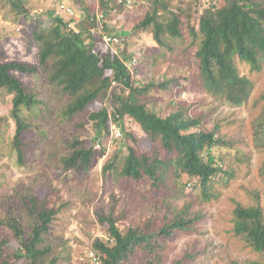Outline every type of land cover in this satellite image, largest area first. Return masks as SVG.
<instances>
[{
	"label": "trees",
	"instance_id": "16d2710c",
	"mask_svg": "<svg viewBox=\"0 0 264 264\" xmlns=\"http://www.w3.org/2000/svg\"><path fill=\"white\" fill-rule=\"evenodd\" d=\"M133 1V6L128 8L118 0H100L101 11L105 14L103 32L121 35L124 44L128 42V34L110 29L106 15L112 2L132 11L139 3V0ZM223 1L221 6L214 5L204 12L198 31L189 27L192 46L197 48L198 71L185 78L186 84L178 85L184 91L187 87L200 88L238 107L248 102L254 90L253 81L241 74L239 64H247L253 71L264 69V2ZM149 2V11L135 25L134 32H152L157 44L165 49V53H170L173 48L169 42L183 43L185 40L183 16L166 0ZM14 7L20 13H27L21 4L14 3ZM94 10L93 5L89 11L86 9V20L78 24L79 32L70 29L69 22L54 18L52 12L51 24L34 31L39 45L36 64L0 63V97H13L11 118L16 123L13 148L19 162L24 164L31 149V144L26 142L31 121L45 106V102L30 92L13 72L49 75L51 86L69 97L64 116L71 120L96 102H108L107 106L89 115L96 130L94 137H74L67 142L68 154L60 158L53 171V177L60 182L85 175L105 155L111 124L116 123L123 129L127 118L136 122L151 142L152 150L127 147L128 155L122 166L117 164L119 159L115 156L104 167L103 177L107 182L104 191L110 192L111 201L108 210L97 213V217L107 228L110 238L108 241L96 238L90 251L99 257V264H160L162 243L179 231L194 230L201 219L191 215L187 207L171 211V206L163 203L159 212L123 231L118 226L119 199L112 190V183L121 187L123 182L137 187L150 184L156 194H172L179 180L187 177L201 189L203 198L210 200L215 180L221 174L227 175L217 165L213 151L226 142L218 135V128L209 132L194 131L202 125L204 117L193 118L188 108L179 107L168 116L149 109L142 99L157 86L142 85L127 66L134 56L140 59V52L136 51L132 56L124 51L121 55L104 46L102 35L92 33L98 27L97 21L92 20ZM169 83L165 81L159 86L167 88ZM6 122L7 118L0 117V130ZM255 134L257 144L264 147V113L255 123ZM98 142L103 147L100 153L95 149ZM262 172L264 175V166ZM255 198V205L237 204L234 233L264 257V207L260 204L261 196L257 194ZM19 200L16 206L8 207L4 217H0V227L10 234V238H0V264H57L59 256L54 255L52 236L60 211L40 193L22 194ZM170 212L174 214L170 216ZM11 238L18 241L17 248L9 243ZM87 264L95 263L88 259Z\"/></svg>",
	"mask_w": 264,
	"mask_h": 264
},
{
	"label": "rangeland",
	"instance_id": "374dc122",
	"mask_svg": "<svg viewBox=\"0 0 264 264\" xmlns=\"http://www.w3.org/2000/svg\"><path fill=\"white\" fill-rule=\"evenodd\" d=\"M149 1L139 0L132 11L124 10L114 2L109 5L106 15L108 26L121 34H128V42L119 53L122 55L125 51L126 55L133 56L136 51L140 52L139 64L131 71L142 85L157 86L142 99L149 109L168 116L179 107H185L193 118L204 117L202 125L194 131L209 132L218 128V135L226 144L215 148L213 153L217 165L227 175L221 174L215 180L210 200L204 199L201 189L187 177L179 180L172 194H156L150 184L137 187L123 182L121 187L114 182L112 190L119 199L118 226L125 231L141 224L159 212L163 203L170 205L171 211L187 207L189 213L201 221L194 230L179 231L162 243L160 264H264V257L234 233L237 204L255 205V196L259 194L260 204L264 207V147L257 144L255 134V123L264 113V69L253 71L249 65L239 64L241 74L254 83L250 99L242 106L234 107L200 88L187 87L184 91L178 83L186 84L185 78L198 71L197 48L192 46L189 27L198 31L204 12L214 5L221 6L224 1L166 0L184 19L185 40L183 43L177 40L169 42L173 48L170 53H165V49L157 44L152 32H134L135 25L149 11ZM61 2L75 9L78 24L86 20V9L89 11L92 5L88 0H0V63L36 64L39 45L34 31L51 24V13ZM14 3L21 4L27 13H20ZM40 10H45L46 14H35ZM83 24L86 26V22ZM13 74L44 101L45 106L31 121L32 128L26 137L31 149L21 164L13 148L16 134V123L11 118L13 97H0V117L7 118L6 125L0 130V217L5 216L9 206H16L20 195L40 193L60 211L52 236L54 255L59 256L57 264H87L94 240L108 241L110 238L107 228L97 217V213L108 210L111 201L110 192L104 191L107 183L103 177L104 167L115 156L119 159L117 164L122 166L128 155L127 147L151 151L152 144L140 126L127 118L123 136L111 146L107 143L105 155L89 172L79 178L73 176L67 182L56 180L53 171L60 158L68 154L67 142L74 137H94L96 130L89 115L107 106L108 102H96L88 111L71 120L64 116L69 97L51 86L49 75ZM165 81L170 82L168 87L160 88L159 85ZM96 150L100 153L103 147ZM172 214L170 212V216ZM7 237L10 238V234L0 227V238ZM9 243L15 248L19 246L18 241L12 238Z\"/></svg>",
	"mask_w": 264,
	"mask_h": 264
},
{
	"label": "built area",
	"instance_id": "2783aa9c",
	"mask_svg": "<svg viewBox=\"0 0 264 264\" xmlns=\"http://www.w3.org/2000/svg\"><path fill=\"white\" fill-rule=\"evenodd\" d=\"M95 8L94 15L95 17L92 20H96L98 23V27L92 30V33L101 34L102 42L107 48H111L112 51L116 54L119 53L123 49L124 40L121 35H108L103 32V22L105 21V14L101 11V2L100 0H88ZM119 4H123L128 8H131L134 4L133 0H118ZM35 14L39 16L46 14L45 10L35 11ZM53 17L61 18L65 22H69V28L79 32L77 27V14L73 7H71L68 3L61 2L53 9ZM139 64V59L137 56H134L130 62H128L127 66L132 69L136 68ZM123 136V131L120 126L115 124H111L110 134H109V142L108 146H111L115 140H119ZM96 149H101L102 145L98 142L95 146ZM88 259L91 260L95 264H99V257L94 253L90 252Z\"/></svg>",
	"mask_w": 264,
	"mask_h": 264
}]
</instances>
